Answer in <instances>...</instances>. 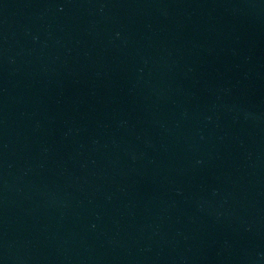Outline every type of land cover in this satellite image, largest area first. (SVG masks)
<instances>
[{
  "label": "water",
  "instance_id": "1",
  "mask_svg": "<svg viewBox=\"0 0 264 264\" xmlns=\"http://www.w3.org/2000/svg\"><path fill=\"white\" fill-rule=\"evenodd\" d=\"M0 264H264V0H0Z\"/></svg>",
  "mask_w": 264,
  "mask_h": 264
}]
</instances>
